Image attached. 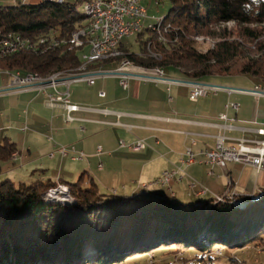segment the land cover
Instances as JSON below:
<instances>
[{
	"label": "trees",
	"instance_id": "16d2710c",
	"mask_svg": "<svg viewBox=\"0 0 264 264\" xmlns=\"http://www.w3.org/2000/svg\"><path fill=\"white\" fill-rule=\"evenodd\" d=\"M85 1L1 5L3 39L19 34L21 45H27L24 38H29L38 41V46L0 57V70L48 75L76 69L87 48H72L70 36L87 19L79 9ZM170 3L160 30L146 29L152 30V36L143 39L140 52H130L122 43L123 55L110 59L129 60L145 69H176L197 80L247 75L264 86V0ZM229 21L237 24V35L216 29ZM143 34L144 30L137 36ZM196 35L217 39L215 46L201 49ZM41 38L46 42L39 43ZM145 45L150 46L149 51ZM16 151L15 142L6 138L0 144V161L11 159ZM84 179L83 173L76 182H67L76 201L73 204L45 198L44 192L59 181L37 180L17 186L6 179L0 183V264H117L136 254L155 255L163 246L174 247L177 254L194 251L190 259L181 258L185 264L195 260L217 264L215 255L223 254L222 247L244 249L264 241V190L253 200L230 194L220 195L222 201L214 195L201 203H182L145 191L131 197L108 194L93 179L83 184ZM153 182L149 185H156ZM234 201L246 204L238 207ZM232 261L246 264L237 258Z\"/></svg>",
	"mask_w": 264,
	"mask_h": 264
},
{
	"label": "crops",
	"instance_id": "0c3cea01",
	"mask_svg": "<svg viewBox=\"0 0 264 264\" xmlns=\"http://www.w3.org/2000/svg\"><path fill=\"white\" fill-rule=\"evenodd\" d=\"M90 69L157 75V69L131 63L122 66L116 59L97 62ZM164 72L173 79L171 83L130 77L124 89L121 78L113 74L96 76L93 85L71 82L70 100L79 107L74 111L64 101L50 103L52 87L0 93V144L9 138L17 147L11 159L0 161L1 179L15 184L70 182L84 173L88 175L86 184L91 179L99 187L111 183L112 192L122 190L124 196L135 195L138 188L166 170L181 168L166 186L150 185L145 192L182 203H201L214 195L252 198L263 191L264 168L257 171L240 162L208 163L204 154L215 148L218 136L224 137L226 145L239 138H263L256 129L264 127V95L251 91L261 84L247 75L197 80L181 72ZM2 77L0 89L11 82ZM191 79L232 88H219L192 101L189 84L198 82H186ZM59 89L65 91L66 87L60 85ZM102 91L105 96L100 95ZM186 99L194 105H188ZM140 139L145 145L137 149ZM188 148L194 155L191 162ZM203 186L208 192H201Z\"/></svg>",
	"mask_w": 264,
	"mask_h": 264
},
{
	"label": "built area",
	"instance_id": "2783aa9c",
	"mask_svg": "<svg viewBox=\"0 0 264 264\" xmlns=\"http://www.w3.org/2000/svg\"><path fill=\"white\" fill-rule=\"evenodd\" d=\"M84 7L94 8V15L91 18H87L89 29L79 30L77 33H72L71 36L75 37V48L80 45H90V55L83 57V59H89L100 48H106L107 43H116L117 50V44H122L124 38L140 33V27H144V20L148 17L147 8L142 2H138L137 0H94V5H87L85 2ZM21 38L23 37L11 34L10 39L3 42L2 51L20 50L24 46L26 47V45H21ZM41 41V43H45L46 39L44 38ZM31 45V43L28 44L29 47ZM111 74L121 78V85L124 89L128 87V79L130 77L152 79L164 83H171L173 81L162 71H157L156 77H147V75L131 73L127 70L115 71L113 73H95V69H89L86 74H82L81 76H73L69 79H55L51 83L40 84H31L26 78L11 75L10 84L0 89V92L16 91L32 87L44 90L47 87H52L54 93L49 95L50 103L54 104L58 101H64L69 111H74L79 107L71 103L70 83L87 81L93 85L96 76ZM60 85L65 86L66 90L61 91L59 89ZM219 88H225L228 91L231 90L228 87H219L210 83L191 84L190 99L197 101L199 97L206 96L210 91H217ZM251 91L256 95H264V89L261 86H256ZM100 95L105 96V92L102 91ZM222 118H226V115L223 114ZM256 132L262 135L263 138L258 140L239 138L236 139L235 143L230 145L225 144L223 136H218L215 148L204 152L206 161L221 166H225L228 162H240L252 165L257 171L261 170L264 168V127L257 128ZM144 145V140L140 139L136 143L135 148L141 149ZM62 153L67 154L66 149H63ZM187 154L189 155L188 161H193L194 155L190 148L187 149ZM179 171H181V168L177 170H166L153 184L165 186ZM216 198L223 199L224 197L219 195Z\"/></svg>",
	"mask_w": 264,
	"mask_h": 264
},
{
	"label": "rangeland",
	"instance_id": "374dc122",
	"mask_svg": "<svg viewBox=\"0 0 264 264\" xmlns=\"http://www.w3.org/2000/svg\"><path fill=\"white\" fill-rule=\"evenodd\" d=\"M42 1L43 0H0V6L1 5H13V4H16L18 2H27V3H32V4H38V3L42 2ZM50 1L56 2V3H65V2L74 3L76 0H63L64 2H58L57 0H50ZM87 1H90V0H87ZM87 1H85V2H87ZM85 2L79 8L83 13H85V7H84L85 6ZM142 3L147 8V15H148V17L144 20V27H143L144 34H143V36L142 37H138L137 34H136L134 36L126 37L123 40V43L126 46V49L129 50L130 52H135V53L140 52L141 47L144 46L143 39H147L148 37L152 36V34H151L152 30H146V29L151 24H156L160 18L162 19L164 16H166L169 13V10H170V7H171L170 0H142ZM87 21L88 20L86 19L84 22H82L80 25H78V27L74 31H76L78 28H79L78 30H80V29L86 27ZM216 29L218 31H222V32L223 31L232 32V34L234 33V35H237V32H238V26L233 21L222 23V24L218 25L216 27ZM10 35L11 34L6 35L4 37V39H3L4 35L0 31V38L3 39L2 42H5V40H9L10 39ZM19 36H21V35H19ZM71 36H72V34H71ZM71 36H70V38H71ZM42 39H44V38H41L39 43L42 42L41 41ZM194 39L196 40L197 44L200 45V48L203 49V50H206L208 48H213L215 46V42L217 40V39L212 38V37L207 36V35H196V36H194ZM24 40H25L24 42L27 44L26 47H29L28 44L31 43L32 44L31 47H33V49L35 47L37 48L38 41L32 40V39L30 40L29 38H24ZM69 40H68V42H69ZM52 42H54V41L52 40ZM68 42H66V43H68ZM41 44H43V43H41ZM145 46H146L147 50L149 51L150 50V46L149 45H145ZM84 47L87 48L86 52H88L89 49H90V46L89 45H85ZM24 48H25V46L22 49H24ZM72 48H75V47H72ZM72 48H70V46H69V49H72ZM20 50L7 51V52L3 53L4 51H2V48H1L0 57H4V56H7L9 54H13V53H15L17 51H20ZM154 56H155V53H154ZM106 60H108V59H106ZM124 61H127V60H124ZM80 65H81V63H80ZM76 69L71 70L70 72L57 71V72L50 73L48 75H41L39 73H34V72H29V73L38 74V75H40V76H42L44 78H47L48 76H52V75H54V74H56L58 72H62L64 74H68V73L70 74V73H73V72L76 73V71H75ZM17 71L20 72L21 70L1 69L0 70V75H3L4 78L3 77L2 78L4 80H9V78L11 79V74L14 73V72H17ZM167 72L170 73L171 75H175V74H177L179 72V70H176V69L173 70L172 69V70H167ZM21 73L23 75L27 74V73H23L22 71H21ZM244 76H246V75H244ZM247 77L251 78L253 81H256L259 84V81L257 79L249 77V76H247ZM118 78H119V76H118ZM183 81H186V80H183ZM188 82H196V81L192 80V81H188ZM198 83L203 84L200 81ZM189 85L191 86V84H189ZM189 85H183V86L190 87ZM258 86H261V85H258ZM261 88L264 89V86H261ZM3 92H7V91H3ZM190 92H191V87H190ZM0 93H2V92H0ZM201 97H203V96H201ZM186 102L190 106L194 105L193 103L188 102L187 99H186ZM14 155H15V152L12 154V157ZM161 176H159V178ZM87 177H88V175H85V179L84 180H86ZM154 180H152L151 182H153ZM3 181H5V179H1V177H0V183H2ZM76 181L70 180V182H76ZM151 182L144 184L143 187L140 188V189L138 188V191L135 192V196L144 195L143 191H145V189L150 186L149 184ZM83 184H86L85 181H84ZM107 184L108 185H100V190L102 192L108 193V194L116 193L115 190L112 192L113 189H111V186H112V185H110L111 183H107ZM16 185L18 186V183H16ZM155 186L164 187L161 184L160 185H155ZM141 189H143V191ZM51 191H53V192H51ZM201 192L206 193V192H208V190H206L205 187H203L201 189ZM118 194L119 195H121V194L123 195V191L121 190ZM226 195L227 194H225L224 196H226ZM44 196L49 201L61 202V203H64V204H73V203L76 202L74 197L71 195L70 186L65 181L64 182L59 181V183L56 184V186L50 187L46 192H44ZM124 196L131 197L133 195L130 192L128 195H124ZM255 197L256 196H253L251 198V200L255 199ZM225 199H227V198L225 197ZM185 202H189V201H185ZM236 206H238V205H236ZM238 207H242V206H238ZM218 247L219 246L217 245L215 248L217 249ZM222 250H223V254L222 255H215L214 262L217 263V264H235L236 262H233L232 258H237L239 261H245L246 264H264V241L261 244H259V245H256V242H253V243L249 244L244 249H228L226 247H222ZM222 250L220 248L217 251L220 252ZM193 255H195V253H194V251H191V250L184 251L183 254L182 253L181 254H177L174 247H164L163 246V247L158 248L155 251V255H154V253H150L149 257H148V255H146V254H136V255H133V256H129L125 261L117 263V264H185V261L183 259H181V258L190 259L191 257H193ZM186 264H204V263H202L199 260H195V261L188 262Z\"/></svg>",
	"mask_w": 264,
	"mask_h": 264
},
{
	"label": "bare ground",
	"instance_id": "6f19581e",
	"mask_svg": "<svg viewBox=\"0 0 264 264\" xmlns=\"http://www.w3.org/2000/svg\"><path fill=\"white\" fill-rule=\"evenodd\" d=\"M57 1L58 2H64L63 0H57ZM137 1L142 2V0H137ZM87 5H94V0L87 2ZM85 15L87 16V18H91L94 15V8H85ZM163 18L162 19L160 18L156 24H151L147 29H153V30H157V31L160 30ZM87 23L88 24L86 25V27H84L80 30H88L89 29V22H87ZM78 31H76L74 33H77ZM142 31H143V27H140V32H142ZM70 42L72 45L75 46V37H72ZM119 45L120 44H117V50H116V43H107L106 48H100L99 51L97 53L93 54L92 57H90L89 59H83V57L90 55V49L88 52H84V54L82 55V59H83L82 63L75 70L76 73L73 72L70 74L69 73L64 74L62 72H58L52 76H48L49 78L48 77L44 78V77L37 75V74H34V73L33 74L30 73V74H27L25 76H22V73L18 71L16 73H13L12 76H18L21 78H26V80H28V82H30L31 84L51 83L55 79H69L70 77H73V76H81L82 74H86V72L90 69V66L95 64L96 62H100L102 60L115 58V57H119V56L123 55V52L119 49ZM80 46H84V45H80ZM80 46H77V47H80ZM121 65L122 66H128V65H130V61H128V60L122 61ZM157 71L164 72V69L157 68ZM95 73H113V72H111V71L110 72L95 71ZM151 77H156V76H151ZM191 84H199V83H191ZM53 191H51V192H53ZM217 200L222 201L223 199H217ZM234 204L243 207L246 203L244 201H237V202L234 201Z\"/></svg>",
	"mask_w": 264,
	"mask_h": 264
},
{
	"label": "water",
	"instance_id": "95a60500",
	"mask_svg": "<svg viewBox=\"0 0 264 264\" xmlns=\"http://www.w3.org/2000/svg\"><path fill=\"white\" fill-rule=\"evenodd\" d=\"M172 80H173V79H172ZM180 81H183V80H180ZM186 82H188V81H186ZM216 86H219V87H220L221 85H216ZM221 87H223V86H221ZM228 88H232V87H228Z\"/></svg>",
	"mask_w": 264,
	"mask_h": 264
}]
</instances>
